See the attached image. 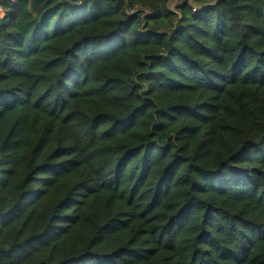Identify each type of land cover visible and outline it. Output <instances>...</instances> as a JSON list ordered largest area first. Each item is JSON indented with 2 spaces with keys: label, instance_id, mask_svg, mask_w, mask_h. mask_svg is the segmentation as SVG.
I'll list each match as a JSON object with an SVG mask.
<instances>
[{
  "label": "trees",
  "instance_id": "trees-1",
  "mask_svg": "<svg viewBox=\"0 0 264 264\" xmlns=\"http://www.w3.org/2000/svg\"><path fill=\"white\" fill-rule=\"evenodd\" d=\"M0 14V264H264V0Z\"/></svg>",
  "mask_w": 264,
  "mask_h": 264
},
{
  "label": "rangeland",
  "instance_id": "rangeland-1",
  "mask_svg": "<svg viewBox=\"0 0 264 264\" xmlns=\"http://www.w3.org/2000/svg\"><path fill=\"white\" fill-rule=\"evenodd\" d=\"M1 15V14H0Z\"/></svg>",
  "mask_w": 264,
  "mask_h": 264
}]
</instances>
